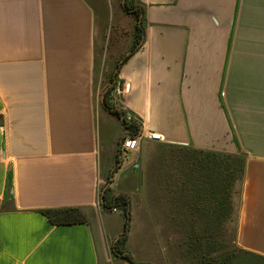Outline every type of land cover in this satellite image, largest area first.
<instances>
[{"label": "crops", "instance_id": "obj_1", "mask_svg": "<svg viewBox=\"0 0 264 264\" xmlns=\"http://www.w3.org/2000/svg\"><path fill=\"white\" fill-rule=\"evenodd\" d=\"M135 2L146 29L131 54L123 0H0V264H127L109 251L125 219L101 205L106 185L108 203L127 195L131 213L136 198L170 205L146 210L160 233L174 218L177 234L200 235L214 208L187 167L195 150L245 156L237 247L264 258V0ZM110 79L142 126L125 161L122 120L102 102ZM65 208L86 221L41 213Z\"/></svg>", "mask_w": 264, "mask_h": 264}, {"label": "trees", "instance_id": "obj_2", "mask_svg": "<svg viewBox=\"0 0 264 264\" xmlns=\"http://www.w3.org/2000/svg\"><path fill=\"white\" fill-rule=\"evenodd\" d=\"M123 8L124 11L128 15L132 16L135 21L134 43L131 50L132 54L142 45L144 41L146 29L144 7L142 5H138L135 0H124ZM129 56L125 57V60H127ZM120 65L121 63H117V67H120ZM110 82H113L114 84L112 86H109V89L105 93L104 107L113 116L121 120V118L124 117V115L126 114L125 111L113 105L110 101L111 92L114 89V86L116 85L117 81L110 79ZM122 125L125 132L123 139L127 137L135 138L141 136L142 126L138 120H128L126 117H124ZM192 157V163H190L187 167H195V171H197L199 180L203 184L207 182L209 183V200L211 204L210 207L214 208V218L200 221V224L204 226L203 230H201L200 237L206 238L208 244H211L210 240H212V238L217 235L218 230L224 222V208L226 214L228 213V218L226 216L225 220H230V218H232L234 202L232 203V201H229L228 203V196H232V194L233 196L235 195V185L237 183L239 184L241 190L245 175V159L229 153L201 150H195L194 153H192ZM119 163L120 161L117 162V164ZM119 168L120 167H118L117 165V167L115 168V172ZM157 169L159 170L160 168ZM163 170L164 175L166 176L167 174V178L165 181L168 184L174 183L175 166L168 168L164 167ZM109 192V188H107L104 194V203H101V205L106 210H113L114 208L120 209L125 219V228L123 231V235L113 244L112 251L117 256H121L123 260L131 262V264H138L133 260L131 253L127 251L126 248H121L122 246L125 247L127 242V233L129 231L130 222V199L127 195L120 194L114 197L111 203H108L107 196ZM41 213L54 225H71L77 223H84L86 221L83 211L78 208L44 210L41 211ZM242 253L246 258L249 259L264 260V258L254 253L245 251H242Z\"/></svg>", "mask_w": 264, "mask_h": 264}, {"label": "rangeland", "instance_id": "obj_3", "mask_svg": "<svg viewBox=\"0 0 264 264\" xmlns=\"http://www.w3.org/2000/svg\"><path fill=\"white\" fill-rule=\"evenodd\" d=\"M106 53L105 63L109 60L108 46H106L105 49V54ZM109 77L110 75L104 77L105 87L108 85ZM232 155L241 157L246 161L243 154L238 153ZM154 176L156 180L153 182L160 183L158 169ZM240 196L241 190L237 183L235 185V195L233 196L232 194V196H228V203L229 201L235 203H233L232 218H230V220H225L226 216L228 218V213L226 214L224 208V222L218 230L217 235L210 240L211 244H208L207 239L200 237V235L187 237L177 234L175 230L176 221L174 218L166 220L167 234L163 232L160 233L155 229V227L157 229L159 228L158 225H155L159 223V221L151 220L150 224L147 220L146 210L149 207L151 210L155 209L154 211L158 212L160 208H170L171 206L139 203L136 198V203L134 204L135 211L132 213L130 212L129 231L127 233V242H129L131 250H129V252L134 254V258H143L147 260L146 264H264V260L246 258L237 247V211ZM118 211L121 210L118 209ZM171 215L174 217V214ZM112 246L113 243H110L109 251L111 255L117 256L112 251ZM121 248L124 249L125 247L122 246Z\"/></svg>", "mask_w": 264, "mask_h": 264}, {"label": "built area", "instance_id": "obj_4", "mask_svg": "<svg viewBox=\"0 0 264 264\" xmlns=\"http://www.w3.org/2000/svg\"><path fill=\"white\" fill-rule=\"evenodd\" d=\"M121 91H122V87L118 84L115 85L110 95V101L113 105L125 111L126 114L124 115V117H126L128 120L133 119L131 113L123 108L119 100V95L121 94ZM141 138H142V135L139 137H135V138L127 137L121 141V145H120L121 161H125L127 159V156L130 153L135 152L139 149ZM147 138H149L152 141H157V142H161L164 140L161 134L154 133V132L149 133ZM113 212H119V211L117 208H114Z\"/></svg>", "mask_w": 264, "mask_h": 264}, {"label": "water", "instance_id": "obj_5", "mask_svg": "<svg viewBox=\"0 0 264 264\" xmlns=\"http://www.w3.org/2000/svg\"><path fill=\"white\" fill-rule=\"evenodd\" d=\"M123 2H124V0H123ZM113 84H114V83H112L111 86H112ZM108 89H109V87L105 89V91H104V93H103V95H102V102H103V103L105 102V93H106V91H107ZM123 118H124V117L121 118L122 121H123ZM107 187H108V185H106V186L104 187V189L102 190V193H101V203H102V204L104 203V194H105V191H106ZM121 236H122V235H121ZM121 236H119V237L116 239V241H117ZM127 264H131V262H127Z\"/></svg>", "mask_w": 264, "mask_h": 264}]
</instances>
